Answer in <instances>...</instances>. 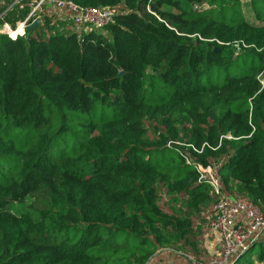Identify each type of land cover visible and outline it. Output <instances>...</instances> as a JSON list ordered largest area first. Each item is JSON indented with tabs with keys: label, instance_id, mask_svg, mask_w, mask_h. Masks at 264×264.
Instances as JSON below:
<instances>
[{
	"label": "trees",
	"instance_id": "trees-1",
	"mask_svg": "<svg viewBox=\"0 0 264 264\" xmlns=\"http://www.w3.org/2000/svg\"><path fill=\"white\" fill-rule=\"evenodd\" d=\"M69 1L115 15L0 34V264H148L213 204L196 166L264 211V0ZM255 262L264 233L226 264Z\"/></svg>",
	"mask_w": 264,
	"mask_h": 264
},
{
	"label": "built area",
	"instance_id": "built-area-1",
	"mask_svg": "<svg viewBox=\"0 0 264 264\" xmlns=\"http://www.w3.org/2000/svg\"><path fill=\"white\" fill-rule=\"evenodd\" d=\"M17 0L14 1L16 3ZM2 0H0L1 6ZM51 14L69 20L75 26H90L100 29L111 22L114 8H82L69 0H30L29 13L16 25L14 30L3 24L5 36L9 39L22 37L25 26L38 15ZM36 16V17H35ZM35 17L30 23V18ZM198 181L204 183L213 199L212 208L207 212V234L217 246L220 260L214 264H226L227 260L240 250L244 243L255 240L264 233V211L245 198L228 196L214 167H195ZM151 264V263H148Z\"/></svg>",
	"mask_w": 264,
	"mask_h": 264
},
{
	"label": "rangeland",
	"instance_id": "rangeland-1",
	"mask_svg": "<svg viewBox=\"0 0 264 264\" xmlns=\"http://www.w3.org/2000/svg\"><path fill=\"white\" fill-rule=\"evenodd\" d=\"M25 6L30 8V0H25ZM116 9L115 7H113ZM247 22H252V17L247 9L243 10ZM0 34H4L3 26H0ZM165 199V198H164ZM165 203V201H162ZM18 207L17 205H15ZM185 216L190 220V233L188 235V244L183 246H174L163 252V261L157 264H214L220 260L218 250L215 244H208L206 238L207 212L212 208V203L205 202L198 209L193 208L187 200L176 203V207H180ZM173 253H172V252ZM172 256H171V255ZM258 264V262H255ZM172 264V263H171Z\"/></svg>",
	"mask_w": 264,
	"mask_h": 264
},
{
	"label": "crops",
	"instance_id": "crops-1",
	"mask_svg": "<svg viewBox=\"0 0 264 264\" xmlns=\"http://www.w3.org/2000/svg\"><path fill=\"white\" fill-rule=\"evenodd\" d=\"M3 1V0H2ZM206 238H207V242H208V244L210 245V244H213L214 245V242H212L211 240H210V238H209V236H208V234H207V227H206ZM215 249H217V246L215 245ZM218 250V249H217ZM172 252V251H171ZM173 253V252H172ZM171 255V254H170ZM163 256H165V254L163 255H160V256H158V257H156V258H154L150 263L151 264H157L158 262H162L163 261ZM172 256V255H171ZM170 264L172 263L173 264V262H169Z\"/></svg>",
	"mask_w": 264,
	"mask_h": 264
},
{
	"label": "water",
	"instance_id": "water-1",
	"mask_svg": "<svg viewBox=\"0 0 264 264\" xmlns=\"http://www.w3.org/2000/svg\"><path fill=\"white\" fill-rule=\"evenodd\" d=\"M38 22H39V20L37 18H35L30 24L25 26V30L29 31L30 29L35 27L38 24Z\"/></svg>",
	"mask_w": 264,
	"mask_h": 264
}]
</instances>
